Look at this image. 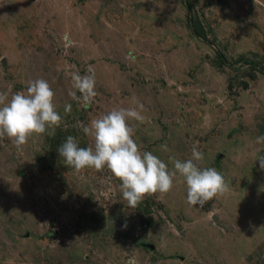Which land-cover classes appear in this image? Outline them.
I'll return each instance as SVG.
<instances>
[{
	"label": "rangeland",
	"instance_id": "obj_1",
	"mask_svg": "<svg viewBox=\"0 0 264 264\" xmlns=\"http://www.w3.org/2000/svg\"><path fill=\"white\" fill-rule=\"evenodd\" d=\"M89 65L84 108L69 73ZM39 78L62 123L0 140V264H264V0H0V92ZM137 100L142 151L172 169L195 145L230 190L193 207L178 175L133 208L107 168L65 164L68 136L93 146L82 125Z\"/></svg>",
	"mask_w": 264,
	"mask_h": 264
},
{
	"label": "clouds",
	"instance_id": "obj_2",
	"mask_svg": "<svg viewBox=\"0 0 264 264\" xmlns=\"http://www.w3.org/2000/svg\"><path fill=\"white\" fill-rule=\"evenodd\" d=\"M87 72L85 75H81L79 70L69 73L75 89L69 92V96L82 103L84 108H88L98 95L93 66L89 65ZM54 97L49 82L43 78L30 81L26 91L11 96L0 92V140L8 138L19 148L34 135L54 134L55 128L62 123ZM70 110L71 105L66 104L65 113ZM143 113L144 105L138 100L135 107L114 108L91 120L90 125H82L83 133L92 137L93 146L80 147L76 138L70 135L58 147V154L77 173L86 168L97 171L107 168L120 182L123 199L133 208L146 195L170 192L178 175L186 184V202L193 207H202L230 190L222 173L212 167L202 169L198 166V162L204 159V153L195 145L191 158L187 160L169 157L172 169L152 152L142 151L133 138L134 128L129 121L143 123L146 119ZM257 142H264V136L257 137ZM161 148L168 150L166 145ZM257 160L260 168L264 169V155L257 156ZM128 264H137V261L130 259Z\"/></svg>",
	"mask_w": 264,
	"mask_h": 264
}]
</instances>
